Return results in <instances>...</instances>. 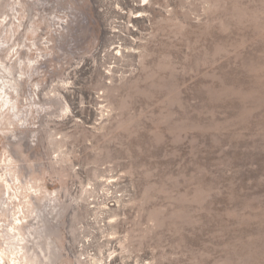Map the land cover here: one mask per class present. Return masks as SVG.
I'll return each mask as SVG.
<instances>
[{"label":"rangeland","instance_id":"rangeland-1","mask_svg":"<svg viewBox=\"0 0 264 264\" xmlns=\"http://www.w3.org/2000/svg\"><path fill=\"white\" fill-rule=\"evenodd\" d=\"M0 264H264V0H0Z\"/></svg>","mask_w":264,"mask_h":264}]
</instances>
